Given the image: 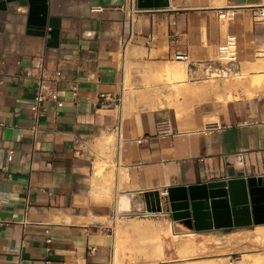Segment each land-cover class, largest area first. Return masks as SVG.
I'll return each mask as SVG.
<instances>
[{"label":"crops","instance_id":"0c3cea01","mask_svg":"<svg viewBox=\"0 0 264 264\" xmlns=\"http://www.w3.org/2000/svg\"><path fill=\"white\" fill-rule=\"evenodd\" d=\"M225 6L237 9L230 20L215 15ZM255 6L264 0L0 9V264H128L116 260V215L179 225L168 186L217 180L227 168L264 175V21L252 20ZM228 34L232 67L214 57ZM41 64L61 73L34 141L29 105ZM159 118L174 134L155 135Z\"/></svg>","mask_w":264,"mask_h":264},{"label":"rangeland","instance_id":"374dc122","mask_svg":"<svg viewBox=\"0 0 264 264\" xmlns=\"http://www.w3.org/2000/svg\"><path fill=\"white\" fill-rule=\"evenodd\" d=\"M231 73L233 80L238 78ZM141 215L134 211L123 217L116 215L112 224L116 260L120 254L128 264H264L261 258L264 246L256 243L251 235L255 225L193 232L185 225H173L159 216ZM242 233L248 238H240ZM207 236L215 239H207ZM192 237L195 243H199L195 253L178 246V242ZM249 255L255 258L240 261L241 256Z\"/></svg>","mask_w":264,"mask_h":264},{"label":"water","instance_id":"95a60500","mask_svg":"<svg viewBox=\"0 0 264 264\" xmlns=\"http://www.w3.org/2000/svg\"><path fill=\"white\" fill-rule=\"evenodd\" d=\"M26 0H0V9L7 3ZM166 0H135L138 9H155ZM47 22L39 24L43 33ZM52 35L54 28H49ZM235 63H229L232 67ZM171 220H179L193 232L229 229L264 224V175H247L243 170L226 169L223 178L198 184L170 185L166 188Z\"/></svg>","mask_w":264,"mask_h":264},{"label":"built area","instance_id":"2783aa9c","mask_svg":"<svg viewBox=\"0 0 264 264\" xmlns=\"http://www.w3.org/2000/svg\"><path fill=\"white\" fill-rule=\"evenodd\" d=\"M124 5L131 10H135V0H123ZM235 6L218 7L215 9V15L220 20H230L236 14ZM251 17L254 22L264 21V6H255L251 11ZM214 57L217 61L226 64L237 62V47L236 38L232 34L225 36L224 40L216 45ZM60 68L58 66L48 68L42 64L37 67L34 74V92L32 101L29 105L30 122L29 129L32 134V140H36L40 131V117L44 111V100H57L58 89L56 87L57 81L60 79ZM75 86L71 87L73 94L76 93ZM171 122L168 118H159L155 121V135L167 136L174 134ZM8 152H11L9 150ZM28 202H26L25 207ZM148 214V212L142 213Z\"/></svg>","mask_w":264,"mask_h":264},{"label":"bare ground","instance_id":"6f19581e","mask_svg":"<svg viewBox=\"0 0 264 264\" xmlns=\"http://www.w3.org/2000/svg\"><path fill=\"white\" fill-rule=\"evenodd\" d=\"M249 87V86H248ZM249 89V88H248ZM119 198V197H118ZM134 198H136V197H134ZM159 199V198H158ZM121 200H125V202H127V199L126 198H121L120 199V202H122ZM160 200H162V199H160ZM119 201V200H118ZM162 202V201H161ZM118 205V204H117ZM119 206H120V204H119ZM130 206V205H129ZM118 208V207H117ZM247 235H249V234H247ZM251 235L253 236V240L256 242V243H258L259 245H263L264 246V224H262V225H255L254 227H253V230H252V233H251ZM237 236V235H236ZM240 238H248V236H246V234L245 233H242L240 236H239ZM207 239H210V240H213V239H215V237H213V236H207ZM252 240V239H251ZM178 242V241H177ZM177 244V243H176ZM178 246L181 248V249H185V248H187V250H189L191 253H193L195 250H196V248L199 246V243H195V241H194V239H193V237L192 238H190V239H187V240H183V241H180V243L178 242ZM195 253V252H194ZM197 253V252H196ZM188 256V255H187ZM248 258H250V259H254L255 258V256H252V255H249V257H247V256H245V257H242L241 256V262H244V261H246ZM261 258H263L264 259V255H263V257H261ZM207 262H201L200 264H206Z\"/></svg>","mask_w":264,"mask_h":264}]
</instances>
